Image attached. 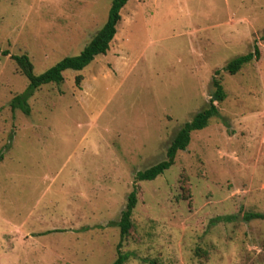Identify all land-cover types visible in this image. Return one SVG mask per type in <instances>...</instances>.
<instances>
[{
    "label": "rangeland",
    "instance_id": "1",
    "mask_svg": "<svg viewBox=\"0 0 264 264\" xmlns=\"http://www.w3.org/2000/svg\"><path fill=\"white\" fill-rule=\"evenodd\" d=\"M112 0H0V49L34 76L78 56ZM105 55L39 87L0 55V264H264V0H128ZM257 57L235 75L236 57ZM219 71L215 76V72ZM221 84L218 114L169 169L177 131ZM111 223V226L108 224Z\"/></svg>",
    "mask_w": 264,
    "mask_h": 264
},
{
    "label": "trees",
    "instance_id": "2",
    "mask_svg": "<svg viewBox=\"0 0 264 264\" xmlns=\"http://www.w3.org/2000/svg\"><path fill=\"white\" fill-rule=\"evenodd\" d=\"M128 0H112L108 11V17L102 28L95 34V36L90 40V42L84 47L81 53L75 57L64 58L58 62L55 66L48 69L46 72L39 76H34L32 73V66L25 55L22 56H9L8 51L0 49V55L2 57H8L12 60L17 69L28 81L27 88L25 91L14 96L10 101L11 112L20 111L23 114L29 113V108L26 102L33 93L41 86L54 84L59 85L63 82V73L65 71L71 70L74 72H81L84 70L96 56L105 55L109 49V45L116 34V27L121 20L120 11L126 5ZM258 51L255 48L252 53H248L243 56H239L229 61L224 67V71L229 75H235L242 66L250 63L254 58L257 57ZM219 71L215 72L217 76ZM213 91L210 96L209 103L207 107L191 119V121L185 123L173 137L169 147L166 150V159L150 168L138 172L135 176V180L138 182L152 181L164 171L169 169L173 164L174 158L178 152H183L189 145L190 135L193 132L201 131L205 129L209 121L216 117L218 114L217 107L215 103H221L225 94L219 80L215 77L212 79ZM136 205V192L135 189L127 196L126 205L124 210L120 214L119 221L116 226L119 229L120 240L117 244L118 256L113 264H123L127 257L120 254L119 249L121 248L123 240L126 238L130 228H131V216L132 211ZM251 220H264V213H248L245 215V221ZM111 226V223L108 224Z\"/></svg>",
    "mask_w": 264,
    "mask_h": 264
}]
</instances>
